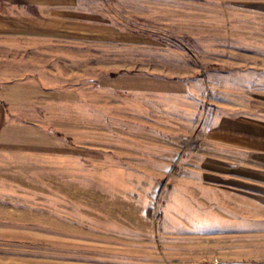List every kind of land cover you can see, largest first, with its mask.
Listing matches in <instances>:
<instances>
[{
  "label": "rangeland",
  "instance_id": "rangeland-1",
  "mask_svg": "<svg viewBox=\"0 0 264 264\" xmlns=\"http://www.w3.org/2000/svg\"><path fill=\"white\" fill-rule=\"evenodd\" d=\"M254 6L79 0L61 37L0 38L17 96L0 146V264L262 263L201 160L214 117L264 118Z\"/></svg>",
  "mask_w": 264,
  "mask_h": 264
},
{
  "label": "crops",
  "instance_id": "crops-1",
  "mask_svg": "<svg viewBox=\"0 0 264 264\" xmlns=\"http://www.w3.org/2000/svg\"><path fill=\"white\" fill-rule=\"evenodd\" d=\"M248 1L256 4L252 10L264 16V0ZM78 5L79 0H0V38L61 37L63 24L70 22L67 14ZM10 76L14 77L9 69L0 71V146H10V99L17 97ZM206 139L212 153L201 160L205 170L220 179L212 184L222 190L214 191L216 196L224 197L225 206L229 198L231 212H239L232 221L246 227L245 242L264 244V118L247 114L214 117ZM259 228L263 241L254 239ZM261 260L264 264V255Z\"/></svg>",
  "mask_w": 264,
  "mask_h": 264
}]
</instances>
